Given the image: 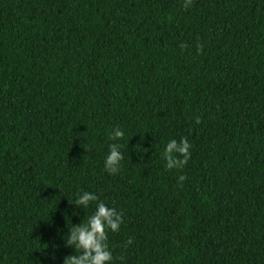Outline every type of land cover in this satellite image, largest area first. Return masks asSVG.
I'll return each mask as SVG.
<instances>
[{"label": "trees", "instance_id": "16d2710c", "mask_svg": "<svg viewBox=\"0 0 264 264\" xmlns=\"http://www.w3.org/2000/svg\"><path fill=\"white\" fill-rule=\"evenodd\" d=\"M183 4L0 0V264L75 254L83 191L123 213L110 264H264V0Z\"/></svg>", "mask_w": 264, "mask_h": 264}, {"label": "clouds", "instance_id": "9594fccd", "mask_svg": "<svg viewBox=\"0 0 264 264\" xmlns=\"http://www.w3.org/2000/svg\"><path fill=\"white\" fill-rule=\"evenodd\" d=\"M192 5V0H184L183 8L187 10ZM181 48L186 45L181 44ZM202 49V45L198 46V51ZM196 123L200 120L197 118ZM125 133L119 127L112 130L109 136L110 140L118 141L123 139ZM191 144L187 137H183L180 141L171 139L162 153L165 167L171 169H183L187 165L190 157ZM119 143H112L109 146V153L105 158V170L110 175L117 174L121 169V161L124 156L121 152ZM185 176L179 177L178 183L183 182ZM95 202V211L92 215L79 224H73L65 235V246L75 250V254L67 255L63 264H110L113 260L112 252L109 249L108 233L109 231L116 233L120 231L123 224V213L119 212L115 207H109L105 202L99 199L95 193L83 191L77 193L75 205L87 208L90 203ZM133 241H126L125 247Z\"/></svg>", "mask_w": 264, "mask_h": 264}]
</instances>
